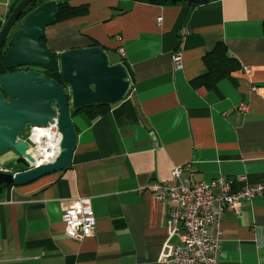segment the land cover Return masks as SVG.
Returning a JSON list of instances; mask_svg holds the SVG:
<instances>
[{"label": "crops", "instance_id": "0c3cea01", "mask_svg": "<svg viewBox=\"0 0 264 264\" xmlns=\"http://www.w3.org/2000/svg\"><path fill=\"white\" fill-rule=\"evenodd\" d=\"M19 1L0 0L1 25ZM55 1L88 6L47 26L46 47L55 53L92 42L111 48L119 59L113 65L124 67L130 89L94 120L72 116L77 143L66 170L3 189L0 264H157L179 239L169 236L167 207L140 192V185H170L177 167L194 182L225 177L232 191L264 183V0H211L195 7ZM217 43L238 69L211 89L194 88L191 81L206 73L203 56ZM177 50L179 69L171 60ZM16 159L13 151L1 154L0 170ZM78 197L90 198L95 216L94 235L81 242L68 239L61 222ZM221 238L219 264H264V198L242 202L238 216L225 212Z\"/></svg>", "mask_w": 264, "mask_h": 264}, {"label": "water", "instance_id": "95a60500", "mask_svg": "<svg viewBox=\"0 0 264 264\" xmlns=\"http://www.w3.org/2000/svg\"><path fill=\"white\" fill-rule=\"evenodd\" d=\"M32 0H20L0 28V155L13 151L11 168L0 170V194L5 187L21 186L37 178L66 170L77 143L72 112L88 106L115 105L127 95L130 84L121 64L109 65L100 46L55 53L42 41L45 28L54 23L57 2L48 0L23 16ZM188 5L203 0H143ZM20 27L12 31L16 22ZM19 25V24H18ZM12 39L8 42L9 37ZM31 67L39 70H17ZM45 72L55 73L59 81ZM56 119L61 135L59 153L46 165L32 168L25 137L29 127L43 128ZM18 168V171L15 169Z\"/></svg>", "mask_w": 264, "mask_h": 264}, {"label": "built area", "instance_id": "2783aa9c", "mask_svg": "<svg viewBox=\"0 0 264 264\" xmlns=\"http://www.w3.org/2000/svg\"><path fill=\"white\" fill-rule=\"evenodd\" d=\"M156 23L160 25V17ZM116 52L121 58L125 56L122 47H117ZM171 60L174 68L179 69L181 52L175 51ZM242 69L245 74H249L247 67ZM256 89L252 86L250 91L255 92ZM239 109L246 112L247 107L241 104ZM25 140L33 159V163H29L30 167L38 168L51 163L59 153L61 141L56 119L47 127H29ZM182 170V167H177L171 171L173 183L170 185L151 181L138 188L140 192H149L156 203L167 207L169 236L179 239V243L169 249L166 257L158 259L157 264H219L223 214L232 212L238 216L242 202L255 197L264 198V183L244 185L232 191L225 177L194 182L183 178ZM243 179L238 178L239 181ZM61 222L63 233L68 239L81 242L92 237L95 233V216L90 198L74 199L71 207L61 214Z\"/></svg>", "mask_w": 264, "mask_h": 264}, {"label": "trees", "instance_id": "16d2710c", "mask_svg": "<svg viewBox=\"0 0 264 264\" xmlns=\"http://www.w3.org/2000/svg\"><path fill=\"white\" fill-rule=\"evenodd\" d=\"M46 1H48V0H32L27 5V7L24 9L23 16H26L27 14H29L30 12L35 10L37 7H39L40 5L45 3ZM139 1L147 2V3H155V4H160V5L187 4L185 2L163 3V2H150V1H143V0H139ZM208 1H211V0L194 1V2H191L189 5L188 4L187 5L191 6V7H195L199 4H203V3H206ZM87 6H88L87 4H81L78 6H70L67 3H57V16H56L54 23L58 22V21L71 19V18H74L75 16H78V15L85 13L87 10ZM13 8L9 11L7 17L9 16V14L13 10ZM21 23L22 22L19 23L17 28L20 27ZM1 26L2 25L0 23V28H1ZM262 28L264 31V18L262 20ZM12 37H13V34L9 37L8 42L12 39ZM42 41L44 42V39H42ZM91 46H98V43L92 42ZM5 48H6V45L4 46L2 51H0V61H1V58L3 56V52H4ZM203 63L206 67V73L191 81V85L194 88L202 86L206 90L211 89V88H213V86L218 81L229 76L233 71L238 69V65H237L238 63L234 59H232L231 57L228 56V54L226 52V48L222 43H217L211 51L207 52L203 56ZM4 73H6V72L3 71L0 67V75H2ZM45 74H47L50 78L55 79L58 82H60L57 74L48 73V72H45ZM112 106L113 105L88 106V107L80 109L76 112H72L70 110V114H71V116H75L79 113H85V114H87V116H89V118L91 120H94L97 117L105 114L109 110V108H111Z\"/></svg>", "mask_w": 264, "mask_h": 264}, {"label": "rangeland", "instance_id": "374dc122", "mask_svg": "<svg viewBox=\"0 0 264 264\" xmlns=\"http://www.w3.org/2000/svg\"><path fill=\"white\" fill-rule=\"evenodd\" d=\"M18 24H19V21L16 22L15 26L13 27L12 31H16L18 28ZM14 31V32H15ZM105 53H106V56H107V60H108V63L109 65H113L114 62L118 61V56L116 55L115 51L112 50L111 48L109 49H106L105 50Z\"/></svg>", "mask_w": 264, "mask_h": 264}, {"label": "flooded vegetation", "instance_id": "af4514ba", "mask_svg": "<svg viewBox=\"0 0 264 264\" xmlns=\"http://www.w3.org/2000/svg\"><path fill=\"white\" fill-rule=\"evenodd\" d=\"M17 70H23V71H28V70H39V69H36V68H31V67H21V68H18ZM39 71H42V70H39Z\"/></svg>", "mask_w": 264, "mask_h": 264}, {"label": "bare ground", "instance_id": "6f19581e", "mask_svg": "<svg viewBox=\"0 0 264 264\" xmlns=\"http://www.w3.org/2000/svg\"><path fill=\"white\" fill-rule=\"evenodd\" d=\"M50 146H51V143H50Z\"/></svg>", "mask_w": 264, "mask_h": 264}]
</instances>
